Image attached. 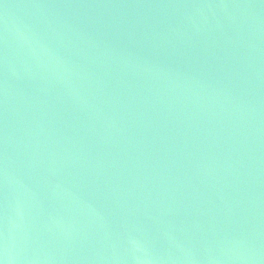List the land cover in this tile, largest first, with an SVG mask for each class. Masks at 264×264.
<instances>
[{
  "label": "water",
  "instance_id": "obj_1",
  "mask_svg": "<svg viewBox=\"0 0 264 264\" xmlns=\"http://www.w3.org/2000/svg\"><path fill=\"white\" fill-rule=\"evenodd\" d=\"M3 264H264V0H0Z\"/></svg>",
  "mask_w": 264,
  "mask_h": 264
},
{
  "label": "clouds",
  "instance_id": "obj_2",
  "mask_svg": "<svg viewBox=\"0 0 264 264\" xmlns=\"http://www.w3.org/2000/svg\"><path fill=\"white\" fill-rule=\"evenodd\" d=\"M0 264H3V262H2V261H0Z\"/></svg>",
  "mask_w": 264,
  "mask_h": 264
}]
</instances>
